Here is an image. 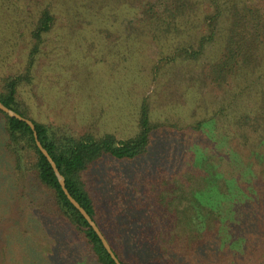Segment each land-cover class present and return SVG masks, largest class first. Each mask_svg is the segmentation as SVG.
Instances as JSON below:
<instances>
[{
	"label": "trees",
	"instance_id": "obj_1",
	"mask_svg": "<svg viewBox=\"0 0 264 264\" xmlns=\"http://www.w3.org/2000/svg\"><path fill=\"white\" fill-rule=\"evenodd\" d=\"M61 2V7L45 5L34 17L22 12L19 0H0V13L11 10L13 16L5 23L0 15V101L34 122L68 190L97 223L120 262L264 264V3L148 0L143 11L142 0ZM67 5L68 13L64 10ZM65 13L74 28L83 25L84 29L88 24L86 29L96 28L102 35L83 33L81 39L84 36L102 45L114 39L117 43L113 48L119 49L124 61L128 54H121L120 49L127 48L132 58L137 52L139 55L148 39H155L166 54L160 60L162 66H155L159 68L156 79H180L173 86L178 93L189 82L172 72L169 67L174 65L170 64L208 60L199 69V76L230 90L228 97L212 110L202 96L191 94L189 126L181 121L171 124L167 116L157 117L146 98L133 110L137 132L124 139L113 133L60 132L31 118L21 88L33 83L38 57ZM23 14L29 20L18 19ZM143 19L147 30L143 29ZM211 46L216 48L208 54ZM20 55L23 60L13 64ZM244 81H249V95L257 89L252 107L245 97L243 100ZM233 85L236 88L230 89ZM172 96H176L174 92ZM181 99V103L177 97L171 99L163 106V113L176 105L186 108V99ZM0 113L6 120V147L14 157L16 173L32 180L35 177L52 192L56 212L79 238V244L71 242L65 251L69 264H117L63 191L52 165L36 144L31 126L1 109ZM170 127L175 134L164 132L162 139L176 154L166 156L168 169L164 173L151 176L150 168L147 171L142 162L151 154L156 136ZM183 130L201 132L205 137L186 141L178 134ZM240 142L249 146L256 158L249 155L245 162L237 148ZM30 154L34 159L28 161ZM112 165L118 171H111ZM179 192L184 193L180 202L176 196ZM58 232L67 235L61 228ZM59 249L64 252L61 246ZM2 257L5 262L7 258Z\"/></svg>",
	"mask_w": 264,
	"mask_h": 264
},
{
	"label": "rangeland",
	"instance_id": "obj_2",
	"mask_svg": "<svg viewBox=\"0 0 264 264\" xmlns=\"http://www.w3.org/2000/svg\"><path fill=\"white\" fill-rule=\"evenodd\" d=\"M19 2L23 7L22 12L26 11L34 17L47 4L56 3L59 7L62 6L61 0ZM147 2L148 0H142L143 11ZM261 2L264 3V0ZM68 6L64 9L66 12ZM67 13L60 16L56 29L46 40L37 60L33 83L21 88V98L28 106V115L31 118L52 125L60 132L76 135L92 133L95 136L113 133L124 139L137 132L133 110L135 108L137 110L146 98L157 117L164 119L167 116L171 124L181 121L183 125L189 126L192 123V119L189 118L190 108L193 106L191 94L198 93V96H202L204 101H208L205 104L212 110H217L215 108L218 107L219 101L228 97L230 90L226 91L210 78L205 81L199 76V69H202L208 60H201L203 61L201 63L182 61L170 64L174 65L169 67L172 72L189 82L186 89L178 93L173 86L176 85V80L180 79L168 81L156 79L162 66L160 60L166 54L155 39H148L141 45L139 55L137 52L132 58L129 57L127 48L120 49L121 54H128V59L124 61L118 54L119 49L116 51L113 48V43L116 42L114 39L104 42L103 45L84 36L81 39L83 33L89 37L102 35L96 28L86 29L88 24L84 29L83 25L80 29L74 28ZM0 15L4 16L5 23L13 18L10 16L11 10L1 11ZM18 19L29 20V17L23 14ZM119 19L122 20V17L119 16ZM135 21L137 23V20ZM146 24L143 19L144 30H147ZM116 40L120 42L119 39ZM26 43H23V47ZM218 46L217 44L216 47ZM214 47L209 48L208 54L214 53ZM23 58V55L16 56L13 64L22 61ZM156 65L159 68H156ZM248 86L249 81L242 83V88H245L243 100L245 97L246 103L252 107L257 89L249 95ZM232 88L235 89L236 86L233 85L230 89ZM173 92L176 95L174 97ZM232 95L233 93L230 96ZM183 96L186 99V108L176 105L172 111L163 113V106L171 102V99L177 97L181 103ZM5 123V117L0 113L1 264H69L70 258L65 251H68L71 242L79 244V238L73 234L72 226L56 212L52 192L35 177L32 180L29 176L19 177L16 173L14 157L6 147ZM229 127L231 128L230 125ZM171 130V127L170 130L163 129L156 136L157 141L152 147L151 154L142 162L145 163L144 168L147 171L150 168L148 174L151 176L153 173L157 176L164 173L168 169L165 165L166 156L176 154L162 139L166 132L175 134ZM232 133L234 134L233 131ZM178 134L186 141L203 140L205 137L201 132L193 134L186 130ZM233 144L236 146L234 141ZM237 148L245 162L249 161L247 157L249 155L250 159L256 158L255 153L246 144L240 142V148ZM31 159H34L33 154H30L27 160ZM111 168V171L119 169L114 165ZM256 169L258 171L257 162ZM184 177L186 172L183 173ZM172 187L175 185L172 184ZM176 196L180 202V197L184 196V193L179 192ZM58 228L66 231L67 235L62 236ZM65 245L67 247H64ZM59 246L64 252L60 251ZM72 248L77 250L78 246L74 245ZM3 255L7 258L5 262H2Z\"/></svg>",
	"mask_w": 264,
	"mask_h": 264
},
{
	"label": "water",
	"instance_id": "obj_3",
	"mask_svg": "<svg viewBox=\"0 0 264 264\" xmlns=\"http://www.w3.org/2000/svg\"><path fill=\"white\" fill-rule=\"evenodd\" d=\"M0 109L3 110L4 112H6L8 115H10L12 117H16V118H18V119H20L22 121H25L26 123H28L31 126V128L34 131V137H35L36 144H37L38 148L47 157L48 161L52 165V168L54 169V171H55V173H56V175H57V177L59 179V182H60V184L62 186V189L65 192V194L67 195L68 199L82 213V215L87 219V221L90 223V225L94 228V230L96 231V233L98 234V236L102 240L105 248L111 254L112 258L116 261V263L117 264H122L120 262V260L118 259V257L116 256V254L114 253L110 243L108 242V240L106 239V237L102 233V231L99 228V226L97 225V223L92 219V217L89 215V213L86 211V209L72 196V194L68 190V188L66 186V179L61 174V172H60L55 160L53 159V157L50 155L48 150L43 146L42 142L40 141L39 134H38V132L36 130V126H35L34 122L32 120H30L29 118H26V117L22 116L21 114L17 113L16 111L10 109L9 107H7L1 101H0Z\"/></svg>",
	"mask_w": 264,
	"mask_h": 264
}]
</instances>
